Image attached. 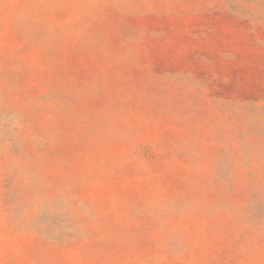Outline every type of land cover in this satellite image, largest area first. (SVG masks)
I'll return each instance as SVG.
<instances>
[{"label": "rangeland", "instance_id": "rangeland-1", "mask_svg": "<svg viewBox=\"0 0 264 264\" xmlns=\"http://www.w3.org/2000/svg\"><path fill=\"white\" fill-rule=\"evenodd\" d=\"M0 264H264V0H0Z\"/></svg>", "mask_w": 264, "mask_h": 264}]
</instances>
